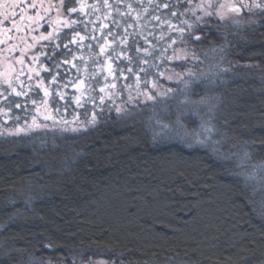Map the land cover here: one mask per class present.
I'll use <instances>...</instances> for the list:
<instances>
[{"label":"trees","instance_id":"obj_1","mask_svg":"<svg viewBox=\"0 0 264 264\" xmlns=\"http://www.w3.org/2000/svg\"><path fill=\"white\" fill-rule=\"evenodd\" d=\"M160 2L180 28L172 44L231 66L217 95L234 75L232 127L221 95L215 146L154 140L114 115L73 135L0 138V264H264V176L248 171L264 162V0L223 19L229 0Z\"/></svg>","mask_w":264,"mask_h":264},{"label":"rangeland","instance_id":"obj_2","mask_svg":"<svg viewBox=\"0 0 264 264\" xmlns=\"http://www.w3.org/2000/svg\"><path fill=\"white\" fill-rule=\"evenodd\" d=\"M159 1L152 0L149 4V0H108L112 7L105 8L104 0H24L26 12L22 28H27L28 32L40 28L43 37L50 35L53 40L60 35L62 40H56L64 54L46 68L37 63L42 53L30 51L33 47L12 53L1 50L0 46V138L23 136L34 142L73 135L114 115L130 123L143 124L154 140L215 146L216 110L221 104V95L226 98L222 102L225 126L233 124L228 94L234 75L220 84L217 95V84L232 68L225 63L221 52L213 57L203 52L204 57L199 59L201 55L195 54L189 40L180 35L172 44L171 32L176 33L180 28L171 24L169 15L162 16L164 6ZM4 2L0 0V5ZM260 2L229 0L228 4L240 9V4L246 3L254 9ZM32 4L36 7H30ZM129 4L133 11L125 15ZM81 5H84L83 10ZM72 8L76 11H71ZM222 13L232 17L242 15L241 10L237 13L227 8ZM137 14L141 17L139 21L134 19ZM157 16L159 21L153 19ZM101 24L107 27L101 28ZM129 24L133 27H127ZM126 28L127 46L119 39ZM7 29V23L0 24V34ZM105 37L108 46L101 53ZM197 37L192 36V41L198 43L200 37ZM137 47L142 50L137 52ZM144 48L148 49L147 55ZM122 49L124 55L120 54ZM19 54L29 63L26 71L22 67V70L15 69L11 63ZM125 55L131 57V62ZM129 68L133 71L129 72ZM17 71L21 72L20 80L15 78ZM17 92L22 95H16ZM46 116L50 119H45ZM248 171L252 179L260 181L259 176H264V162H253ZM89 264L108 263L93 261Z\"/></svg>","mask_w":264,"mask_h":264},{"label":"snow or ice","instance_id":"obj_3","mask_svg":"<svg viewBox=\"0 0 264 264\" xmlns=\"http://www.w3.org/2000/svg\"><path fill=\"white\" fill-rule=\"evenodd\" d=\"M189 2H190V0H189ZM151 3H152V0H149V4H151ZM207 6H208L209 9L212 8L211 0H208V5ZM30 7L35 8L36 5L35 4H32ZM83 7H84V5H81V10H83ZM104 7L105 8H111L112 5H110L108 3V0H104ZM164 7H168V5L165 4ZM245 7H247V5H245ZM256 7H261V6L260 5H256ZM0 8H2V11H0V17H2V19H0V24L11 22V24L13 25V27H15L17 29V31H19V26L17 25L16 17H17V15H19L20 18H21V20L24 19L25 12H26V8L24 7V0H5L4 4L3 5H0ZM17 8L20 9V12L19 13H17V11H16ZM224 8H227L229 11L237 12V13L240 11V9L237 8L234 4H224V3H221L219 5V9L217 10V15H219L221 19H223L224 16H223V14H222V12L220 10H222ZM128 9H129V11L125 15H131V13L133 11V8H132V5L131 4L128 5ZM71 11H76V9L75 8H72ZM117 11H119V10H117ZM144 11L146 12L147 11V8H145ZM206 14L211 15V12H208ZM108 15H110V13ZM173 15H176V13H173ZM140 18L141 17H140L139 14H137L134 17V19L136 21H139ZM28 19H32V18L31 17H28ZM105 19H107V16H105ZM153 19L159 21L160 18L157 16V17H153ZM116 23L118 24L119 22H116ZM105 27H107V25L101 24V28H105ZM127 27H133V25L129 24ZM169 27H171V25H169ZM189 27H191V25H189ZM181 31H183V29H181ZM108 35L111 36L112 33L109 32ZM128 38H129V33L127 32V28H126L125 29V34L122 37L119 38L120 39V43L122 45L127 46L128 45ZM80 39L83 40L84 38L83 37H80ZM197 39H199V37H197ZM73 42H75V40ZM133 43H137V42L136 41H133ZM146 43H147V41H146ZM107 46H108V40H107V37H105V44L100 46L101 53H104L105 52ZM141 50L142 49L139 48V47L136 48V51L137 52H140ZM113 51H115V50H113ZM143 51H144V53L146 55L148 54V49L147 48H144ZM120 54L121 55H124L123 49L121 50V53ZM125 58L126 59H129V62H131V57H128V56L125 55ZM141 62L142 63H147V61H141ZM108 69L111 71V65L110 64L108 65ZM143 70L144 69H141V71H143ZM128 71L129 72H132L133 69L132 68H129ZM8 86L9 87L12 86L11 85V82L8 83ZM13 91H15V89H13ZM101 91H104V89L102 88ZM44 93H45V97H47L48 96L47 89L44 90ZM16 95H22V93L17 92ZM151 98L152 97H149V99H151ZM101 99H103V98H101ZM77 102L79 103V99L78 98H77ZM45 119H50V117L46 116ZM33 123H35V120L33 121Z\"/></svg>","mask_w":264,"mask_h":264},{"label":"flooded vegetation","instance_id":"obj_4","mask_svg":"<svg viewBox=\"0 0 264 264\" xmlns=\"http://www.w3.org/2000/svg\"><path fill=\"white\" fill-rule=\"evenodd\" d=\"M16 11L17 13H19L20 9L18 8ZM16 21H17V25L19 26V31H17V29L13 27L11 22H8L7 27H9V29L4 31L3 34H0V36L2 37V39L0 40L1 50H5V52L17 53L28 49V47L29 48L33 47V49H30V51L33 50L35 52L42 53V52H47L48 50L53 51L57 48V40H56L57 36L55 37V40H53V38L50 35H46L45 37H43L42 36L43 32H41L40 28L28 32L27 28L25 27L22 28V23H21L22 20L19 15H17ZM2 25H4V23H2ZM32 42H34L35 45L34 44L31 45L30 43ZM26 61L27 60L23 58L22 54L21 55L19 54L18 56L16 55L14 61H12L11 63H13L15 69L17 68L20 69L22 67L24 71H26V68L29 65V63H27ZM24 63L26 65H24ZM20 73L21 72H18V74L15 75L16 79L20 80Z\"/></svg>","mask_w":264,"mask_h":264}]
</instances>
